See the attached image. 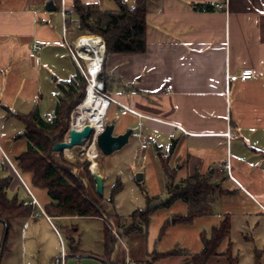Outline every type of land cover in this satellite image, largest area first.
Returning a JSON list of instances; mask_svg holds the SVG:
<instances>
[{"label": "crops", "instance_id": "crops-1", "mask_svg": "<svg viewBox=\"0 0 264 264\" xmlns=\"http://www.w3.org/2000/svg\"><path fill=\"white\" fill-rule=\"evenodd\" d=\"M49 1L56 11L45 10ZM111 1L79 0L85 9L117 11ZM122 1L129 7L135 4V0ZM74 4L75 0H65L68 9ZM78 23L77 14L68 16V47L63 39L62 0H0V178L9 180L7 197L30 203L32 211L29 218L11 223L5 245L6 228L0 223L5 230L0 242V251L7 256L5 264H60V239L65 264H75L85 253L78 229L72 225L57 228L55 221L62 218H51L44 211L51 202L46 190L32 187L29 174L15 165L28 144L26 126L19 117L36 111L51 119L60 95L58 83L68 82L78 73L69 53V48L77 45ZM103 54L104 45L97 55L99 63ZM243 71H252L255 77L242 79ZM104 73L105 93L112 99L106 116L115 126L114 135L133 129V134L140 132L147 143V148L141 149L132 134L121 149L125 150L122 157L166 158L177 182L196 173L209 177L224 191L214 197L210 215H214V201L220 197L234 202L233 208L223 210L216 226L227 217L232 229L230 215H243V220L254 224L242 226L244 238L255 242L264 236L255 232L260 218L264 220V0H148L146 51L108 55ZM172 141L176 145L170 154ZM138 175L142 182L144 175ZM22 181L38 205H31ZM103 183L105 190V178ZM20 187L30 200L18 199L15 191ZM31 188L45 198L42 204ZM176 202L184 204L182 213L186 214L187 204ZM65 218L99 221L104 247V227L110 226L103 217ZM67 228L75 232L79 255L70 254L64 242L61 232ZM231 245L227 238L218 252L224 253ZM201 249L202 243L184 251L198 254ZM165 253L148 246L144 255Z\"/></svg>", "mask_w": 264, "mask_h": 264}, {"label": "trees", "instance_id": "trees-1", "mask_svg": "<svg viewBox=\"0 0 264 264\" xmlns=\"http://www.w3.org/2000/svg\"><path fill=\"white\" fill-rule=\"evenodd\" d=\"M113 1L117 5V11L112 12L85 9L79 0H75L74 4V13L79 18L76 28L79 35L77 41L78 39L79 41L82 39L101 41L102 38L105 44L102 65L100 63L101 70L97 73V77L95 76V79L104 85L103 93L106 89L104 65L108 55L117 53L142 54L146 51L148 0H135L133 7H129L122 0ZM209 8L207 7L206 10ZM85 85H87V80L78 69L74 78L58 85L60 95L51 119L42 118L36 111L28 116L19 117L25 123V137L28 144L26 151L16 158L17 167L22 173L32 175L33 187L46 190L51 202L44 207V211L51 218L104 216L105 208L100 205L102 198L95 192V182L90 173L86 170L84 177L88 180L89 186L85 187L83 176L78 177L72 172L64 171L51 161L52 153H62L53 152L52 147L56 143L64 141V136L69 131L67 129L69 115L85 98ZM175 145L176 142L172 141L169 149L170 154L173 153ZM162 161L167 199L160 201L159 199L148 198V206L145 210H135L132 213V216L139 213L141 214L140 217H144L141 224L145 233L150 223V216L159 208L169 207L175 201L182 200L187 204L188 212L183 216H174L172 221L174 223H190L199 217L209 216L212 213L211 205L214 197L224 194L218 184H212L209 177L200 176L198 173L177 182L175 171L170 170L166 158H162ZM8 186L9 180L0 178V221L6 228L4 245L7 242L11 223L15 220L29 218L32 212L29 205H24L16 198L9 199L7 197ZM120 190L121 184L119 182L112 186L108 199L110 205L114 204L115 196ZM155 202L157 203L153 204ZM168 224L170 221H167L161 228L160 237L165 233ZM230 230L231 224L226 217L219 226L211 229L208 236L205 232L201 234L202 249L200 253H186L180 264H238V258L232 253L230 246L224 253H218L222 242L229 237ZM103 232L106 249L104 259L108 261L117 240L110 233L108 226L104 227ZM65 238L70 254L79 255L75 232L72 230L65 231ZM177 255L180 256L174 249L165 254L157 255L154 257V261ZM260 256L259 251H256L254 264H260Z\"/></svg>", "mask_w": 264, "mask_h": 264}, {"label": "rangeland", "instance_id": "rangeland-1", "mask_svg": "<svg viewBox=\"0 0 264 264\" xmlns=\"http://www.w3.org/2000/svg\"><path fill=\"white\" fill-rule=\"evenodd\" d=\"M111 3L112 5L115 4L113 1H111ZM78 42L79 40L76 42L77 45H75V47L78 49V55L81 57L80 62L82 61L89 79L91 75L87 67V62L88 60H95V56L83 51L81 47L78 46ZM98 64L99 66L96 69V75L100 71V63ZM96 83H98V81L95 79V86ZM87 86L88 82L87 85H85V89ZM77 107H75L69 115V120L67 122L68 130L71 127L73 117L77 114ZM106 123L107 116L105 115L103 119V125ZM23 133L24 132H22V134ZM67 136L68 132L65 134L64 140L67 138ZM94 137L95 134L84 140L81 145L74 146L68 150L69 153L66 151L62 153H52L51 161L60 169L70 173L72 172L78 177H84V175H86V170L92 176L89 170L90 160L88 153L93 144L96 147ZM149 145L150 149L153 150L154 141H151ZM96 150L100 176L105 178L106 182V187L103 192V196L101 197L102 201L100 202V205L105 208V217L103 216V218L109 224V231L117 241L108 261H106L104 259L106 249L105 246L103 247L101 230L102 225L99 221L94 219H76L74 221L68 218H62L60 221H55L58 229H61V227L64 226L71 227L72 225L75 226L80 233V248L85 253L82 254L80 259L74 260L75 264H146V262L151 264H180V261L184 259L186 255L184 248L189 251L198 248V246L201 244V234L205 232L208 236L213 226L217 225V221L219 218H221V214L224 213L223 210L234 207V202L232 199L220 197L217 201H214V215L204 216L203 218L195 219L190 223H174L172 221L174 216L185 215V213H182L184 210V204L175 201L169 207L159 208L152 213L150 216V224L146 238L144 227L141 224V222L144 220V217H140L141 214L139 213H135V215L132 216L131 213L135 210H145L148 206V198H155L159 199L160 201L167 199L168 194L165 190L163 161L161 157L155 156L151 158V160H139L134 154H131L127 157H122V154L124 153L123 151L125 150H120L110 156H103L97 147ZM15 165L17 167V162ZM141 173L144 175V180L141 183H137L136 176ZM28 180L30 185L33 187L31 182V174H29ZM117 182L121 184V190L115 196L114 204L110 205L108 202L111 188L110 186L111 184H116ZM83 183L85 187L89 186V182L85 177ZM31 189L39 202L42 204L45 198L43 197L42 199L41 194L37 195L34 192V189ZM15 193L18 194V199L21 201L30 200L22 187H20L18 191H15ZM9 195L11 196V192H9ZM156 203L157 202L153 204ZM169 208H171L172 212H170ZM230 218L231 222H233L228 238L232 242L233 246L231 245L230 249L232 253L238 258V264H254V253L256 251H259L261 255L259 263L264 264V245L262 241H259L261 239L264 241L262 238L264 236H261L258 239L255 238V242H251L250 240L247 241L242 235V226L247 227V224L251 226L252 222L250 223L248 220H243V215H239V217L230 215ZM168 220L170 221V224L166 226L165 233L160 237V230ZM260 220V224L257 225V227H259L255 232L260 231L261 233H264V220L261 218ZM246 221L248 223H246ZM69 231L70 229L67 228L66 232ZM4 234L5 230H3V226L0 224V242L2 238H4ZM61 234L64 242L67 243L64 235L65 233L61 232ZM148 246L156 253L169 252L175 249V252L180 256L154 262V257L157 255H150L149 258H146L144 255L146 252V247ZM61 251L62 249L60 245V256ZM218 251L220 250L218 249ZM223 251L224 250H222V252ZM87 252H91L95 255H90V253ZM85 255L92 257H86ZM6 258V254L4 255V253L0 251V264H5Z\"/></svg>", "mask_w": 264, "mask_h": 264}, {"label": "bare ground", "instance_id": "bare-ground-1", "mask_svg": "<svg viewBox=\"0 0 264 264\" xmlns=\"http://www.w3.org/2000/svg\"><path fill=\"white\" fill-rule=\"evenodd\" d=\"M89 40L92 42H89ZM78 45L83 51L93 54L95 60H88L87 62L91 77H89V84L85 91V98L76 108L77 114L73 117L71 127L79 131L83 129L86 124H89L93 128L94 134L97 135L101 133L104 128L103 119L107 113L109 105L108 101L100 96L95 89L96 69L99 66L97 55L102 50L103 43L96 39H82L78 42ZM68 150L70 149H66L65 151L69 153ZM88 154L90 170L92 173L100 175L99 164L97 162V150L94 144L91 146Z\"/></svg>", "mask_w": 264, "mask_h": 264}, {"label": "water", "instance_id": "water-1", "mask_svg": "<svg viewBox=\"0 0 264 264\" xmlns=\"http://www.w3.org/2000/svg\"><path fill=\"white\" fill-rule=\"evenodd\" d=\"M45 10L49 12H54L57 10L56 6L53 4L52 1H49L46 6ZM89 42H92L89 40ZM103 83L98 82L96 84V89L99 92L103 91ZM114 124L107 123L104 125V128L101 133L95 134L96 135V147L101 152L103 156H110L115 152L121 150L124 146L129 143V140L133 134V129H128L125 133L120 135H114ZM94 134V130L92 126L86 124L83 129L76 130L73 127H70L68 131V136L63 142L56 143L52 147L53 152H64L66 149H71L74 146L81 145L82 142L88 138H90ZM25 135V133H23ZM90 170V169H89ZM93 180L95 182V192L99 197L103 196L104 192V183L103 178L98 175L92 173L90 170ZM142 176H137V182H141ZM0 223H2L0 221Z\"/></svg>", "mask_w": 264, "mask_h": 264}, {"label": "built area", "instance_id": "built-area-1", "mask_svg": "<svg viewBox=\"0 0 264 264\" xmlns=\"http://www.w3.org/2000/svg\"><path fill=\"white\" fill-rule=\"evenodd\" d=\"M221 7H224V4L221 3L220 5ZM203 11H207L205 8L203 9ZM75 10L74 8H70L68 9V7L65 5V0H62V20H63V39H64V42L65 44L69 47L67 41H66V33H67V28H68V16L71 15V14H74ZM101 38V37H100ZM101 41L104 45V49H105V44H104V41L103 39L101 38ZM39 48V46H35V49L37 50ZM105 52V51H104ZM69 53L71 55V57L74 59L75 61V64L77 66V68L80 70L81 74L85 77V79L87 80L88 84H89V79H88V76H87V73H86V70H85V67L82 63V61L80 62L81 60V57L78 55V49L75 47V45H73L71 48H69ZM103 56L104 54L102 55V60H103ZM101 65H102V61H101ZM100 70H101V66H100ZM100 72V71H99ZM98 75V74H97ZM97 77V76H96ZM240 78L242 79H251V78H254L255 77V74L254 72L252 71H243L240 73L239 75ZM97 81V80H96ZM97 84V83H96ZM96 88V86H95ZM172 89V86L171 85H168L166 87V90L167 91H170ZM97 90V89H96ZM98 91V90H97ZM99 95L102 96L103 98H105L107 101H108V104L110 105L112 103V99L110 96H108L106 93H103V92H99ZM135 136V138L137 140H139L140 142V148L141 149H146L147 148V143L145 142V140L143 139V136L140 132L138 133H135L133 134ZM95 141H96V135H95ZM9 162V161H8ZM10 164V163H9ZM10 166L12 167V169L15 171V173L18 175L17 171L15 170V168H13V166L10 164ZM26 191L28 192V194L30 195V197L32 198V201H31V205H38V202L36 201V199L34 198V196L32 195L29 187H27V185L22 181ZM30 203L28 202H24V205H29ZM41 212H43V210L40 208ZM44 213V212H43ZM60 242H61V256H60V264H65V257H66V253H65V250H64V245H63V241L62 239H60Z\"/></svg>", "mask_w": 264, "mask_h": 264}]
</instances>
